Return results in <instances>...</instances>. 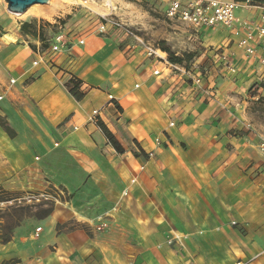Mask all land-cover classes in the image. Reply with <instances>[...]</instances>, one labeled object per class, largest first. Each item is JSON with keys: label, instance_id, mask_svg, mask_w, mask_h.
<instances>
[{"label": "crops", "instance_id": "crops-1", "mask_svg": "<svg viewBox=\"0 0 264 264\" xmlns=\"http://www.w3.org/2000/svg\"><path fill=\"white\" fill-rule=\"evenodd\" d=\"M37 19L24 24V36L17 29L15 43L4 42L0 118L14 136L0 125V187L22 179L29 188L45 177L56 185V145L87 160H105V152L119 163L121 154L89 121L95 111L126 153L114 176L92 162L77 166L74 178L92 190L69 189L77 195L71 209L55 205L41 235L16 232L0 244V264H264V158L238 114L243 98H264V53L248 56L242 35L217 27L202 33L197 60L172 64L166 53L149 57L132 39L102 33L93 12ZM59 36L66 50L49 52ZM71 78L81 82V102L65 88ZM103 217L121 237L56 231L92 228Z\"/></svg>", "mask_w": 264, "mask_h": 264}, {"label": "rangeland", "instance_id": "rangeland-1", "mask_svg": "<svg viewBox=\"0 0 264 264\" xmlns=\"http://www.w3.org/2000/svg\"><path fill=\"white\" fill-rule=\"evenodd\" d=\"M94 1L99 5H105L106 2H111L115 9L106 13V15L110 14L114 18L120 19L125 25L134 30L146 45L151 46L154 50L162 52L160 47L163 43L176 56L183 58H187L189 54L195 56L190 62L197 60L203 54L202 52L205 51L201 35H196L187 26L181 23L171 22L166 18L165 9L167 0H92L93 3ZM6 6L0 0V29L3 34H8L10 31L16 33L18 29L19 35L24 36V24H27L26 22L29 20L33 24L37 23L38 19L33 16H15L11 14L8 11V6ZM41 9L55 13V16L50 21L45 20L51 23L61 21L58 17H66L67 13L74 12L75 10L93 12L89 9V3L68 2L65 0H50L47 4L42 5ZM94 14L101 16L99 13ZM237 16L245 19L248 17V13L239 10L237 11ZM40 20L41 22L44 21L43 19ZM115 33L124 38L131 39L118 30ZM132 40L135 41L134 39ZM0 44L2 45V47L0 46V73H5L8 66L5 56L6 51L4 50V41L0 40ZM190 62L186 61V64L189 65ZM241 103L242 106L239 109L234 107V112L237 109L239 111L241 110L240 113L238 111V114L245 123V128H247L248 133L250 132L254 135L255 141L259 144L264 140V98L254 100L243 98ZM98 121L101 122L100 119ZM125 149L131 152L132 148L126 146ZM101 154L105 157V160L100 157L96 160L92 156L91 159L87 160L79 156L75 157L72 153L59 149V146L56 145V174L60 177L57 178L58 180L56 179V185L52 183V179L45 177L39 181H32L33 185L30 184L32 187L29 188L21 184L22 182L25 183L22 179L16 181L12 189L1 187L8 192L9 198L13 199L0 203V210H2L0 217L3 225L12 230L14 237L16 236V232H20L19 234L22 237L41 235L44 232L42 229L43 221L49 219L52 215L51 213L47 218L41 219L40 216L44 212L51 208L54 210L55 205L56 209L62 210V213L71 209L69 207L73 205L72 202L75 201L74 198L77 195L74 191L70 193L69 189L71 190L74 186H78V191H80L78 195L92 190L90 186L86 187L83 179L74 178L76 175L74 172L78 167L81 168L80 165L83 166L84 163L89 162L91 164L92 162L96 165V170L106 171L112 176L115 175V170L123 169V160L121 159V157H124L123 154L120 156L116 154L119 163L115 160H108L107 153L102 152ZM110 154L114 155L115 153L111 152ZM65 176L67 178H64ZM104 181L107 182L111 189L117 187V180L115 178H109ZM82 213L91 215L92 212L82 211ZM76 228L84 229L89 234H93L91 229L95 230L98 234H107L113 230V236H119L118 228L111 226V223L109 224L105 217L98 219L96 226L92 228L86 225L64 224L58 225L56 231L62 233L63 231Z\"/></svg>", "mask_w": 264, "mask_h": 264}, {"label": "built area", "instance_id": "built-area-1", "mask_svg": "<svg viewBox=\"0 0 264 264\" xmlns=\"http://www.w3.org/2000/svg\"><path fill=\"white\" fill-rule=\"evenodd\" d=\"M239 10L247 12L248 17L239 18L237 16ZM165 16L171 22L187 26L196 35H202L206 30L222 27L236 36H243L239 48L244 49L248 56L253 57L258 51L264 53V4H254L251 0H167ZM100 19L102 33L107 32L108 29L123 32L126 37L134 39L136 43L144 46L149 57H158V50L146 45L134 30L120 19H116L110 14L101 15ZM4 36L5 34L0 29V40L4 41ZM80 43L83 44V41ZM66 46L64 36H59L49 52H63L66 50ZM38 53L43 56L46 51L40 48ZM222 61L229 71H234L230 66L228 56H222ZM262 62L264 63V57H262ZM35 64L37 65V63ZM155 74H158V71H155ZM12 83L15 81L12 80ZM193 83L199 86L202 79L195 76ZM98 116L99 111H95L89 121L98 124ZM258 150L264 158V140L259 143Z\"/></svg>", "mask_w": 264, "mask_h": 264}, {"label": "trees", "instance_id": "trees-1", "mask_svg": "<svg viewBox=\"0 0 264 264\" xmlns=\"http://www.w3.org/2000/svg\"><path fill=\"white\" fill-rule=\"evenodd\" d=\"M254 4H264V0H251ZM160 49L162 50L163 53H166L168 55V59L172 64H183L186 61H192L194 59L195 56L189 54L186 57H179L176 56L174 53L171 52L170 48L166 47L165 44L162 43V46L160 47ZM65 88L67 89V91L70 93V95L77 101V102H81L84 98V94L81 92V82L77 79H70L66 84H65ZM0 125L4 128V130L10 135V136H14V133L10 130V128H8L6 126V124L4 123V121L0 118ZM98 126L100 127V129L103 131V133L106 135V137L109 140L110 145L114 148V150L118 153V154H123L124 153V149L122 148V146L118 143V141L115 139V137L112 135V133H110V131L106 128V126L102 123L99 122ZM141 155L146 159L149 160V155H147L141 148ZM134 157H139V155L137 153H134ZM13 199L9 198L8 196V192H6L3 188L0 187V203H4V202H8L11 201ZM0 212H2V210H0ZM53 212V209L51 208L50 210H47L46 212H44L40 218L44 219L47 218L48 216L51 215V213ZM3 219V217H2ZM14 238L13 232L12 230L9 229V227H5L3 225V223L1 222V217H0V244L2 245H6L8 243H10ZM1 264H23L21 260L18 259H11V260H6L3 261Z\"/></svg>", "mask_w": 264, "mask_h": 264}, {"label": "bare ground", "instance_id": "bare-ground-1", "mask_svg": "<svg viewBox=\"0 0 264 264\" xmlns=\"http://www.w3.org/2000/svg\"><path fill=\"white\" fill-rule=\"evenodd\" d=\"M1 1L5 5H7L5 0H1ZM65 1L89 3V9L91 11H93L94 13H97V14L99 13L102 16H106V13L115 9V8H113V5L111 2H106L105 5H99V4H96L95 1L93 3L92 0H65ZM41 7H42V5H34V6L30 7L25 13L21 14V16H28L29 15V16H33L35 18H40L43 20H51L55 16L54 12L43 11L41 9ZM3 39L8 44L9 43H15L17 41V37L15 36V34L12 31L8 32V34H6ZM158 54H159L158 56H162V57L165 56V53L160 52V51H158Z\"/></svg>", "mask_w": 264, "mask_h": 264}, {"label": "water", "instance_id": "water-1", "mask_svg": "<svg viewBox=\"0 0 264 264\" xmlns=\"http://www.w3.org/2000/svg\"><path fill=\"white\" fill-rule=\"evenodd\" d=\"M50 0H5L8 6V11L16 16H21L30 7L34 5H45Z\"/></svg>", "mask_w": 264, "mask_h": 264}]
</instances>
